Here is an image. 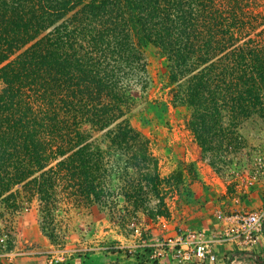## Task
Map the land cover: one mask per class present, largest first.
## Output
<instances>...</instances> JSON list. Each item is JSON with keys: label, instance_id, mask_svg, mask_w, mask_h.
Instances as JSON below:
<instances>
[{"label": "trees", "instance_id": "obj_1", "mask_svg": "<svg viewBox=\"0 0 264 264\" xmlns=\"http://www.w3.org/2000/svg\"><path fill=\"white\" fill-rule=\"evenodd\" d=\"M109 1L0 0V197L27 189L46 209L64 184L92 205L106 194L110 146L139 141L133 148L149 155L124 94L108 88L119 87L125 55L126 68L138 63L148 82L154 70L171 88L201 147L264 125V23L254 0H114L126 47L105 42ZM78 11L85 18L69 20ZM188 65L189 80L172 72ZM92 132H107V150Z\"/></svg>", "mask_w": 264, "mask_h": 264}, {"label": "rangeland", "instance_id": "obj_2", "mask_svg": "<svg viewBox=\"0 0 264 264\" xmlns=\"http://www.w3.org/2000/svg\"><path fill=\"white\" fill-rule=\"evenodd\" d=\"M252 7L264 23V0H254ZM105 11L111 25L105 42L126 47L117 3L109 1ZM80 13L69 20L85 18ZM139 58L153 62L145 54ZM117 59L119 87L108 88L124 94L132 123L144 130L141 142L149 144V155L133 148L139 141L127 140L128 149L121 141L124 147L110 146L106 194L92 205L70 196L63 184L58 199L44 209L45 204L29 198L27 189L15 195L13 186L0 197V261L15 251L16 258L43 257L51 264H161L167 254L160 255V250L169 239L212 223L219 226L214 232L222 227L217 210L252 212L264 206L259 203L260 198L264 201V125L248 123L239 138L210 136L212 142L203 148L182 119L175 93L162 89L154 70L148 82L138 63L129 70L126 55ZM191 69L188 65L180 74L172 72L189 80ZM92 137L107 150V132H92ZM134 159L139 165L129 169ZM123 250L128 253L114 252Z\"/></svg>", "mask_w": 264, "mask_h": 264}, {"label": "built area", "instance_id": "obj_3", "mask_svg": "<svg viewBox=\"0 0 264 264\" xmlns=\"http://www.w3.org/2000/svg\"><path fill=\"white\" fill-rule=\"evenodd\" d=\"M216 219L220 229L210 235L206 231H189L169 239L160 250L170 255L175 264H219L216 246L244 240L249 245L256 242V235L264 225V206L257 211L224 213L217 210ZM235 254L230 264H245L247 251ZM255 263L259 259L252 257Z\"/></svg>", "mask_w": 264, "mask_h": 264}, {"label": "crops", "instance_id": "obj_4", "mask_svg": "<svg viewBox=\"0 0 264 264\" xmlns=\"http://www.w3.org/2000/svg\"><path fill=\"white\" fill-rule=\"evenodd\" d=\"M263 199H259V203H263ZM261 208V207H260ZM216 224L212 223L211 225L204 228L202 231H206L208 234H214L215 228H218ZM220 229V228H219ZM218 229V230H219ZM216 230V232H218ZM256 242L253 244H248L244 240H238V242L226 243L223 245L216 246L215 250L219 257V264H230L231 259L235 257V254L242 253L247 251L245 254V264H264L261 259L264 261V229L262 228L261 232L256 235ZM161 264H175L169 255H162ZM166 256V257H165ZM257 257L260 261L255 263L252 260V257ZM7 259L1 260L0 264H51L50 260H46L43 257H23L16 258L15 251L6 254Z\"/></svg>", "mask_w": 264, "mask_h": 264}, {"label": "water", "instance_id": "obj_5", "mask_svg": "<svg viewBox=\"0 0 264 264\" xmlns=\"http://www.w3.org/2000/svg\"><path fill=\"white\" fill-rule=\"evenodd\" d=\"M262 263H264V261L261 259Z\"/></svg>", "mask_w": 264, "mask_h": 264}]
</instances>
